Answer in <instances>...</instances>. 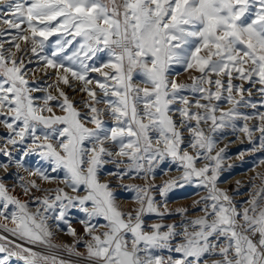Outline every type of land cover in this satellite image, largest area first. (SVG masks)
<instances>
[{
  "label": "snow or ice",
  "instance_id": "6c2138e0",
  "mask_svg": "<svg viewBox=\"0 0 264 264\" xmlns=\"http://www.w3.org/2000/svg\"><path fill=\"white\" fill-rule=\"evenodd\" d=\"M236 133L264 151V0H0V264H264V172L219 187Z\"/></svg>",
  "mask_w": 264,
  "mask_h": 264
},
{
  "label": "rangeland",
  "instance_id": "374dc122",
  "mask_svg": "<svg viewBox=\"0 0 264 264\" xmlns=\"http://www.w3.org/2000/svg\"><path fill=\"white\" fill-rule=\"evenodd\" d=\"M52 71V70H49ZM179 81H187L188 74L181 73L177 77ZM258 136V134H257ZM226 147V151L223 159V172L221 173L219 187L227 189L231 195L234 196V199L237 202L243 201L248 198L249 188H250V179L257 172H264V165H260L259 161L264 159V151H251L253 145L248 142L247 138L242 133H236L235 135L229 134L224 137L220 143L219 147ZM243 153V156H241ZM29 166L35 168L37 166L49 167L46 163L39 160L38 157L29 158ZM173 170L168 172L166 175L161 172L156 178V183H162L164 180L171 177H176L180 175L179 172L175 171V166H172ZM106 171H114V165L109 163L105 166ZM24 174V173H21ZM55 175V174H53ZM107 176H102L103 179H108ZM239 181V185L237 184ZM11 184V180L7 181ZM141 183L142 181H129L125 180L123 183ZM42 187L54 188L57 186V182L51 184L40 182ZM120 181L112 179V184L114 191L116 192L122 206L125 208L132 206V201L130 199L131 193L123 191L118 187ZM61 187L63 185H60ZM69 191V189H66ZM82 194V193H81ZM204 195V192L201 189L196 188L192 185H186L183 188H176L169 193V207L171 209H176L178 207H190L192 202L199 198V196ZM158 196V194H157ZM82 213H79L75 210L72 212L71 223L72 226L77 230L79 234L83 233V226L79 223V218L82 217ZM166 222H171L170 220ZM65 227L66 226H62ZM58 242L72 243V237L66 235L64 232H58L56 237ZM83 251V249H81ZM74 259V258H73Z\"/></svg>",
  "mask_w": 264,
  "mask_h": 264
},
{
  "label": "bare ground",
  "instance_id": "6f19581e",
  "mask_svg": "<svg viewBox=\"0 0 264 264\" xmlns=\"http://www.w3.org/2000/svg\"><path fill=\"white\" fill-rule=\"evenodd\" d=\"M38 78L43 79L42 74H39V75H38ZM48 82L50 83L51 81H48ZM66 91L69 92L70 97L73 98L74 100H77V101L80 100L81 97H80L79 94H74V93H72L70 89H66ZM106 178H107V177H106Z\"/></svg>",
  "mask_w": 264,
  "mask_h": 264
}]
</instances>
